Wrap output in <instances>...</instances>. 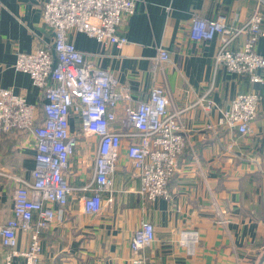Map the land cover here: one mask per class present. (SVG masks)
<instances>
[{"label":"crops","instance_id":"crops-1","mask_svg":"<svg viewBox=\"0 0 264 264\" xmlns=\"http://www.w3.org/2000/svg\"><path fill=\"white\" fill-rule=\"evenodd\" d=\"M45 1L0 0V87L25 97L39 117L44 93L14 62L19 51L52 45V31L42 20ZM255 11L262 14L264 31V0H135V11L124 15L119 27L127 39L121 46L77 30L68 33L87 63L128 87L132 102L146 99L153 86L162 87L167 109L176 113L188 139L168 180V198L149 201L138 191V172L126 155L134 139L124 131L111 190L102 193L97 213H86L83 201L90 192L83 187L94 173L98 138L83 134L72 114L77 145L64 170L71 191L58 218L41 233V264H134L130 239L142 221H150L155 233L139 252L144 264H264V80L252 83L217 64L218 35L195 41L188 34L195 15H223L240 28ZM246 38L240 32L228 48L238 49ZM161 49L168 60L159 59ZM255 50L264 55V36ZM252 91L261 99L249 134L218 124L233 97ZM123 106L117 105L112 128L121 129ZM34 154L29 131L0 133V222L12 215L19 181L31 179ZM17 239L18 249L28 247L26 232L18 231ZM3 255L0 244V261ZM21 262L15 257L12 264Z\"/></svg>","mask_w":264,"mask_h":264},{"label":"built area","instance_id":"built-area-1","mask_svg":"<svg viewBox=\"0 0 264 264\" xmlns=\"http://www.w3.org/2000/svg\"><path fill=\"white\" fill-rule=\"evenodd\" d=\"M134 11L135 0H47L42 20L52 31V45L34 52H17L15 69L27 73L46 100L39 117L35 105L25 97L0 87V133L27 130L34 137L35 147L31 179L19 181L12 194V215L0 222V244L4 248L0 264H12L15 257H22L21 264H41V233L58 218L71 191L64 170L77 145V135L71 133L69 125L72 114L78 115L83 134L98 138L94 173L83 187L90 192L84 197V212L97 213L102 206V193L111 190L124 131L134 139L127 144L126 155L138 172L139 193L149 201L168 198V180L188 138L176 113L167 109L164 89L153 86L146 99L132 102L128 87L119 85L109 71L92 67L86 62L85 53L68 39V33L77 30L99 42L121 46L127 42L119 32L122 18ZM262 18L255 11L237 28L227 23L223 15H195L188 34L195 41L218 35L215 62L259 83L264 80V55L256 52L255 44L264 36ZM240 32L247 33L246 40L238 49L230 50L229 42ZM159 59H169L166 49L159 51ZM260 99L255 91L236 95L221 110L218 124L242 135L249 134ZM120 102L124 106L119 130L111 124L117 119ZM53 204L58 205L57 209ZM18 231L28 234L26 249L17 248ZM154 238L153 224L142 221L130 239V248L136 254L134 264L145 263L139 252Z\"/></svg>","mask_w":264,"mask_h":264}]
</instances>
